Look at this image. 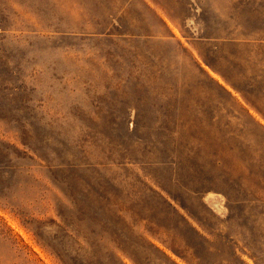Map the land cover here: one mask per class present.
<instances>
[{"label": "rangeland", "instance_id": "374dc122", "mask_svg": "<svg viewBox=\"0 0 264 264\" xmlns=\"http://www.w3.org/2000/svg\"><path fill=\"white\" fill-rule=\"evenodd\" d=\"M107 11L116 16L76 21L190 45L55 34L65 18L42 0H3L0 264H116L132 224L171 225L172 208L207 229L223 221L264 254V0ZM70 49L106 59L107 87L70 79Z\"/></svg>", "mask_w": 264, "mask_h": 264}, {"label": "crops", "instance_id": "0c3cea01", "mask_svg": "<svg viewBox=\"0 0 264 264\" xmlns=\"http://www.w3.org/2000/svg\"><path fill=\"white\" fill-rule=\"evenodd\" d=\"M116 2L122 3L123 0H42L46 13L52 9L57 10L58 16L65 18V22H61L59 28L54 31L55 34L122 43L135 50L140 45L155 47L167 37L182 47L190 45L185 38L177 37L168 27L169 35L165 32L154 34L146 28L140 32H92L89 30L91 23L83 27L80 21H76V18L84 16H116L115 13L107 11L108 6ZM101 7L102 12H93V8L100 10ZM2 25L3 0H0V37L3 33ZM70 50L66 52V57L74 65L73 71H68L70 79L81 83L85 89L97 87L100 83L107 87L106 83L114 75V69L106 59L98 58L95 49L84 53ZM218 203L215 213L223 219L226 213L221 208V199ZM170 211L175 214L171 225L164 224L156 217L140 216L132 224L133 230L129 240L123 245L127 250L122 248V251L118 252L116 264H264V254L255 252L253 246L248 248L237 233L228 234L223 221L216 228L207 229L186 216L182 217L181 209L172 208Z\"/></svg>", "mask_w": 264, "mask_h": 264}]
</instances>
